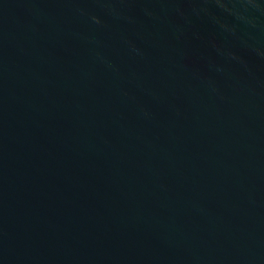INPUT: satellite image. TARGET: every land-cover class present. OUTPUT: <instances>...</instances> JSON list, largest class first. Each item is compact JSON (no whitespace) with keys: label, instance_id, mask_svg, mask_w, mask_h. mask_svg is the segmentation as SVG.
<instances>
[{"label":"water","instance_id":"95a60500","mask_svg":"<svg viewBox=\"0 0 264 264\" xmlns=\"http://www.w3.org/2000/svg\"><path fill=\"white\" fill-rule=\"evenodd\" d=\"M0 264H264V0H0Z\"/></svg>","mask_w":264,"mask_h":264}]
</instances>
